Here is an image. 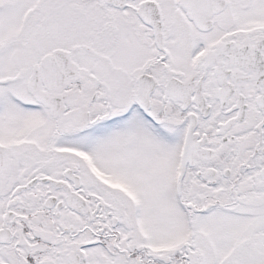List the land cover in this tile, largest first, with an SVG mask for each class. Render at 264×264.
I'll use <instances>...</instances> for the list:
<instances>
[{"label": "snow or ice", "instance_id": "snow-or-ice-1", "mask_svg": "<svg viewBox=\"0 0 264 264\" xmlns=\"http://www.w3.org/2000/svg\"><path fill=\"white\" fill-rule=\"evenodd\" d=\"M0 264H264V0H0Z\"/></svg>", "mask_w": 264, "mask_h": 264}]
</instances>
